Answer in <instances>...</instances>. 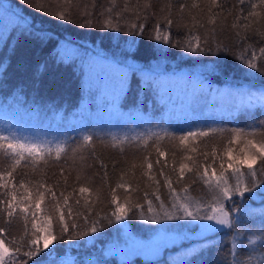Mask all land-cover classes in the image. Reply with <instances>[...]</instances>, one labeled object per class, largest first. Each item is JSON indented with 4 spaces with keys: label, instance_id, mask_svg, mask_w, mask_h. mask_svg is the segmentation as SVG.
Returning <instances> with one entry per match:
<instances>
[{
    "label": "trees",
    "instance_id": "1",
    "mask_svg": "<svg viewBox=\"0 0 264 264\" xmlns=\"http://www.w3.org/2000/svg\"><path fill=\"white\" fill-rule=\"evenodd\" d=\"M114 2L115 7L109 14L106 9L112 6V0H0V3L8 5L5 10L10 12L13 20L5 32L8 33V44L14 45V51L8 44L0 46V62L8 61L6 72L0 74V108L16 115L13 122L19 132L24 136L34 132V138L41 137L40 145L51 149L50 154L44 153L43 160L37 157L35 165L27 157L14 165L12 157L0 150V177H3L0 183L7 184L6 188L0 189V227L4 228L0 238H5L6 244L11 239L22 243L29 237H42L44 233L36 232L32 223L35 220L41 226L47 216H52L51 231L58 235L57 203L65 208L66 222L75 219L81 229L86 228L87 222L82 220L84 215L91 221L110 214L115 207L110 204L113 189L120 202L128 199L133 204L143 205L142 210L133 209L137 215L142 211L146 217H151L153 213L147 212L144 193L149 194L147 199L153 200L154 210H159V202L154 195H159L169 206L172 197L164 184L165 175L173 180L177 192L184 195L182 188L187 186V195L204 202L207 208L212 193L200 180L198 172L207 167L211 175L215 168L216 174L220 175V164L227 167L230 162L229 150L234 162L250 152L249 140L256 144L264 140V113L258 108L221 116L193 111L179 116L177 112L167 110L169 104L161 105L150 90L143 93V103L136 107L139 84L136 75L132 76L131 90L121 107L141 112L142 119L102 124H93L92 121L87 127L67 120L84 97V67L79 61L69 65L55 60L57 51L68 46H75L89 55L98 54L112 62H124L128 56V62L134 61L137 67L158 66L166 76L173 78L171 85L180 87L193 88L184 78L199 77L205 90L217 93L241 91L243 88L264 89V58H260L259 53V48L264 47V6H260V0H244L242 4L239 0H219L221 7L211 10L210 0ZM146 3L151 6L146 8ZM193 3L199 7H192ZM181 5H186L183 11ZM253 5L257 7L253 8ZM250 12L259 15L250 16ZM61 14L65 15L64 20L59 19ZM169 15L174 21L170 28L164 24L165 17ZM109 18L113 20V27H102ZM212 18L216 19L215 24L210 23ZM86 22L95 26L84 27ZM117 22L121 28L119 32L114 30ZM157 23L159 31L169 33L171 43L154 38ZM234 23L240 27L234 28ZM131 24L142 26V32L131 29ZM244 24L249 27L244 28ZM195 36H199L202 43L207 41L211 51H185L186 42ZM177 41L185 47H176ZM218 47L227 50L218 51ZM129 49H132L130 55ZM252 52L257 54L260 70L249 68L238 58L241 55L248 58ZM40 65H46L42 73L37 70ZM116 127L120 128L119 133L110 132L118 129ZM202 130L209 134L200 135ZM188 131L197 135L181 143L179 138ZM165 132L168 135H163ZM84 135H92V141L86 144ZM11 139L4 141L5 147ZM57 145L64 147L59 158L56 156ZM157 150L166 155L158 157ZM157 158L161 161L159 165L155 163ZM165 161L164 175H161L157 169ZM148 162L153 163L150 175L161 181L158 187L145 175ZM181 163L192 168V172L186 170L183 180L177 184ZM259 166L258 161L257 169ZM243 171L247 173V168ZM9 172L11 176H8ZM230 173L231 169L225 175ZM260 176L258 171L256 179ZM251 179L250 176L245 177L246 182ZM120 183L125 188L116 187ZM81 186L88 187L90 191L80 194ZM45 189L56 193L55 201L51 192ZM39 191H45V197L37 210L35 203L39 199ZM29 193L31 198L25 199ZM60 193L68 197L72 217L67 215ZM12 195L16 197L13 201L16 211L8 217L5 209ZM77 199L80 200L79 205L75 203ZM232 204L237 209H247V212L232 213L233 219L238 220L232 229L225 227L221 231L174 242L155 259L137 256L130 262L119 263L116 257L110 256L104 264H234L237 261L240 264H262L264 246L260 230L264 227V185L245 193L244 197H234L226 202L225 207L230 209ZM24 207H28V212L21 211ZM122 223H126L137 237L145 239L151 225L158 222L149 218L125 221L113 218L109 223L105 219L98 225L99 231L88 237L74 240L58 238L47 249L43 248L41 239L36 245L41 251L35 256H24L27 248L22 247L17 260L21 264L23 261L27 264H50L53 257L70 253L75 264H85L84 260L91 252L99 247L106 249L118 237ZM8 246L12 248L11 244Z\"/></svg>",
    "mask_w": 264,
    "mask_h": 264
},
{
    "label": "snow or ice",
    "instance_id": "2",
    "mask_svg": "<svg viewBox=\"0 0 264 264\" xmlns=\"http://www.w3.org/2000/svg\"><path fill=\"white\" fill-rule=\"evenodd\" d=\"M242 4L244 0H239ZM150 3H146L145 7H150ZM260 6H264V0H260ZM113 7H115V2L112 0V6L106 9V11L111 14L113 11ZM126 7V6H125ZM186 5H181V11ZM192 7H199L198 4L193 3ZM221 4L219 0H210L209 10L211 8H220ZM253 8L257 7V5H253ZM87 15V14H85ZM117 15H119L117 13ZM250 16H257L259 13L250 12ZM59 19L64 20L65 15L61 14ZM195 20V17H193ZM174 21L169 16H166L164 19V24L169 28L173 25ZM210 23L215 24L216 19L212 18ZM84 27H92L95 26L90 22H86L83 24ZM104 28H112L113 20L111 18L106 19L101 25ZM30 28L31 25H28ZM233 27H240L238 24H233ZM244 28H248L247 24L243 25ZM131 29H134L136 32H142V26H138L137 24H131ZM15 29H13L14 31ZM115 31H121V28L117 26L114 28ZM156 40H161L165 43H171L169 38V33L159 31V23H157L154 28ZM31 34V33H30ZM264 35V33H262ZM187 46L185 47L180 41L176 42V47H185V51L188 52H203V51H211V47L207 46V41L201 42L199 36H195L192 39L188 40ZM8 44V33L0 32V46ZM10 50L14 51V45L8 44ZM218 51H226L227 49L217 48ZM129 55L132 52V49H129ZM70 53V54H69ZM260 58H264V47L259 48ZM241 59L249 68L258 69L257 66V54L256 52H252L251 56L246 58L244 55L238 57ZM55 60L63 63V64H75L77 61L80 62L81 65L86 67V71L83 72L84 80L82 83V89L85 94L91 96L93 93V86L102 85L103 88V99L114 109L119 110L123 101L127 98L128 92L131 90L132 86V76L136 75L139 79L138 91H137V102L136 107H140L143 103L142 95L144 92L151 91L155 97H157L158 102L161 105H166L169 102V93L167 91V87L173 83V78L166 76L163 71L158 67H137L136 63L128 62V56H125L124 62L116 61V62H105L102 61L98 54L93 56L88 53H82L75 46H68L62 48L57 51ZM8 68V61L5 60L0 62V74L6 72ZM46 65L38 66V72L42 73ZM185 82L191 85L194 89L197 87L199 89H204V84L199 77H185ZM210 87V86H209ZM232 98L234 101V106L237 108L243 107L247 110L251 111L254 108H258L264 113V89L254 91L251 89H245L242 91H237L232 94ZM100 97H97L99 100ZM264 123V122H262ZM219 131V130H213ZM202 136H207L209 133L207 131H201L199 133ZM152 135H157L153 133ZM163 135H168L167 132L163 133ZM197 135L194 131H188L186 135L181 136L179 139L181 143L188 140L189 137H195ZM238 135V134H236ZM151 138V137H149ZM159 138V137H158ZM93 139L92 135H84L83 141L87 144L91 142ZM115 140V138H113ZM9 140V137L0 134V150H4L8 155H10L15 164H19L21 160H24L26 157L30 158L32 163L35 165L36 158L39 157L41 160L44 159V153L50 154L51 149L48 147H43L40 145L39 141L36 140H27V138L21 139L18 137H13L10 142L7 143L5 147L4 141ZM145 143L147 141L145 140ZM247 145L250 149L249 153H246L243 159L237 158L234 162H232V154L231 150L227 152V156L229 159V163L227 167L224 166L223 163L220 164V175L216 174V169L213 168L211 170V175H209V170L207 167L203 168L202 172H198L200 180L206 184L212 193L211 202L208 204L207 208H205L204 202L194 199L193 197L187 195L189 192V188L187 186L182 188L184 195H181L177 192V189L173 187V180L168 176H164V184L168 188V192L171 195L172 199L169 206L165 205V200L161 199L159 195H154L156 201H158V209L154 210L153 208V200L147 199L149 195L147 192L144 193V197L147 203V212L153 213L151 217H146L143 212L137 215L133 209H143V205L136 203H131L128 199H125L123 202H120L119 197L115 195V189H113V194L110 199V204L115 207L111 209L110 214L99 217L94 220H89V216L84 215L82 220L87 222V227L81 229L79 224L75 219H71L66 222L65 220V208L61 207L59 203H57L55 211L57 213L56 219L58 221V235L54 234L51 231L52 228V216H47L44 218L45 223L41 226H38L35 220L32 223V227L36 230V232L44 233L42 237L31 238L28 240H23L22 243H18L16 239L8 240V243H5V238H0V264H21L20 261L17 260V256L21 253L22 247H26L27 250L23 252V255L26 257H32L37 255L41 249L36 247L39 241L43 240V248L47 249L49 245L55 241L56 239H67L74 240L82 237H88L91 233H96L99 231L98 225L102 222V220H107L109 223L113 222V218L115 221H125L128 219H145L149 218L156 222L159 220H169V221H179V220H188V221H210L213 223H200L197 227L200 229V232H215L221 231L225 227L228 229H232L238 220H234L232 217L233 212H247V209H237L235 204L230 206V209L225 207L226 202L232 201L234 197H244L245 193H251L253 190L261 185H264V140H262L259 144L254 143L249 140ZM64 151V147L61 145H57L56 148V156L59 158L60 153ZM158 151V157H163L166 154L162 151ZM147 159V158H146ZM259 161V169H257L256 165ZM156 164H161L159 158L155 161ZM147 172L145 175L149 176V179L154 181L155 185L158 187L161 184V181L156 179L155 175H150L153 169V163L148 162ZM164 167H166V161L164 165L157 169V171L164 175ZM247 168V173L243 171L244 168ZM231 169V177L234 178V183H231L228 176L225 173H228V170ZM192 172V168H189L187 164L181 163L178 169V175L176 179V183L179 184L185 173ZM258 171L261 176L260 179H256ZM8 176H11V172L8 173ZM252 177L251 181L246 182L245 177ZM3 179V177H0ZM6 183H0V189L6 188ZM118 188H125L123 183L117 184ZM45 191L51 192L50 189H45ZM45 191H39L38 196L39 199L35 203V209H40V201L44 200ZM79 193L84 194L88 193L90 189L88 187H79ZM61 197H63V204L67 208V215L69 217L73 216L72 208L68 204V197L64 196L63 193H60ZM51 196L53 201L56 200V193L51 192ZM31 193L28 194L25 199H30ZM15 195L11 196V199L7 202V208L5 211L7 212L8 217H12L13 213L16 211V207L13 205V201H15ZM77 205L80 204V200L77 199L75 201ZM85 203H88L87 200ZM91 208V205H89ZM28 207H24L21 209L22 212H28ZM129 213H132L131 217ZM33 217H35V212L32 213ZM79 215V213H77ZM264 215V212H262ZM159 218V219H157ZM220 226V227H217ZM4 232V228L0 227V233ZM261 236L260 239L262 241V246H264V227L260 230ZM27 232L25 236H27ZM35 236V233H33ZM8 244L12 245V248H9ZM22 264H27V261H23ZM234 264H240L239 261L234 262ZM264 264V262H262Z\"/></svg>",
    "mask_w": 264,
    "mask_h": 264
},
{
    "label": "rangeland",
    "instance_id": "3",
    "mask_svg": "<svg viewBox=\"0 0 264 264\" xmlns=\"http://www.w3.org/2000/svg\"><path fill=\"white\" fill-rule=\"evenodd\" d=\"M5 9H8V5H6V3H0V32H5L7 28L13 24V20L10 18V12ZM100 59L105 62H112L106 59ZM162 64L161 66L163 67ZM84 71H86V67H84ZM243 89L245 90V88ZM167 91L169 93L168 104L170 105H167V110L175 111L179 116H183L187 112L192 111L203 115L220 116L236 113L240 110L248 111L246 108H237L234 106L232 94L237 91L217 93L205 89H194L177 85H169ZM97 97H100V99L97 100ZM141 114V112L139 113L133 110H124L121 106L119 110L112 108L103 99L102 85H94L92 95L88 96L84 93L80 105L67 117V120L77 123L79 126L84 125L87 127L92 121L93 124H102L103 122L119 123L125 122L126 120L136 121L137 119H142L143 115ZM15 117V114H9V110L5 111L0 108V134L9 138L18 137L24 139L25 137L29 141L36 140L41 144V137L38 139L34 138V132L30 131L28 134H25L26 136L19 132L15 126V122H13L15 121ZM58 117H60V114ZM211 124L212 123H210V125ZM119 129L120 128L110 132L113 134L119 133ZM228 178L231 183L235 182L230 174ZM200 223L213 222L160 220L158 223L151 225L150 231L146 234L147 237L145 239L137 237L128 229L126 223H122L118 237H115L106 249L99 247L96 251L91 252L90 256L84 260V263L104 264V260L110 256L116 257L119 263L130 262L137 256H142L143 259H155V257L159 256L167 246H170L174 242L178 243L182 239H189L193 236L199 237L205 233H209L200 232V229L197 227ZM195 226V232L192 233V229ZM72 256L73 255L70 253L60 255L56 258L52 256L53 262L50 264H75ZM76 264L80 263L77 262Z\"/></svg>",
    "mask_w": 264,
    "mask_h": 264
}]
</instances>
